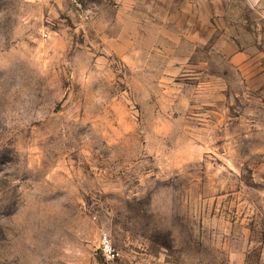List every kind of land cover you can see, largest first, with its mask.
<instances>
[{"label":"rangeland","instance_id":"rangeland-1","mask_svg":"<svg viewBox=\"0 0 264 264\" xmlns=\"http://www.w3.org/2000/svg\"><path fill=\"white\" fill-rule=\"evenodd\" d=\"M257 43L264 0H0V264H264Z\"/></svg>","mask_w":264,"mask_h":264},{"label":"crops","instance_id":"crops-1","mask_svg":"<svg viewBox=\"0 0 264 264\" xmlns=\"http://www.w3.org/2000/svg\"><path fill=\"white\" fill-rule=\"evenodd\" d=\"M122 3H126L127 5L133 6L136 0H117ZM232 45V43H231ZM235 49L236 46L232 45ZM239 50L236 55L242 56L243 64L241 68L243 70V74L245 75H256V76H264V51L257 43L255 47H237ZM235 56V55H234ZM248 70V71H245ZM245 71V72H244Z\"/></svg>","mask_w":264,"mask_h":264},{"label":"built area","instance_id":"built-area-1","mask_svg":"<svg viewBox=\"0 0 264 264\" xmlns=\"http://www.w3.org/2000/svg\"><path fill=\"white\" fill-rule=\"evenodd\" d=\"M105 1H108V0H105Z\"/></svg>","mask_w":264,"mask_h":264}]
</instances>
